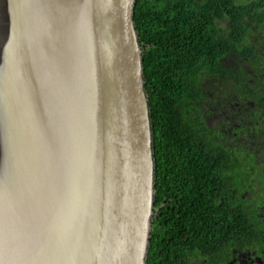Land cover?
Segmentation results:
<instances>
[{
    "label": "water",
    "instance_id": "1",
    "mask_svg": "<svg viewBox=\"0 0 264 264\" xmlns=\"http://www.w3.org/2000/svg\"><path fill=\"white\" fill-rule=\"evenodd\" d=\"M136 0H0V264H146L153 134Z\"/></svg>",
    "mask_w": 264,
    "mask_h": 264
},
{
    "label": "trees",
    "instance_id": "2",
    "mask_svg": "<svg viewBox=\"0 0 264 264\" xmlns=\"http://www.w3.org/2000/svg\"><path fill=\"white\" fill-rule=\"evenodd\" d=\"M133 20L155 161L146 264H187L234 228L263 237L250 205L264 191V0H136ZM232 161L239 196L248 185L253 195L239 198L234 225L215 194Z\"/></svg>",
    "mask_w": 264,
    "mask_h": 264
},
{
    "label": "flooded vegetation",
    "instance_id": "3",
    "mask_svg": "<svg viewBox=\"0 0 264 264\" xmlns=\"http://www.w3.org/2000/svg\"><path fill=\"white\" fill-rule=\"evenodd\" d=\"M233 142L232 146H229L233 152H235L234 148L237 146ZM264 146V144L262 145ZM236 153V152H235ZM259 158L261 152L256 151L253 152V155ZM238 164V162H237ZM231 169L225 168L223 170V174L221 175L220 182L218 183L217 188L219 189L220 194L215 193L220 196L223 204L228 210L224 213L223 218L227 221L231 220L233 225L236 224L239 218V208L237 206L239 202V198L250 197L248 185L247 189L243 190L242 194L239 196L238 188L235 186V176L234 170L236 165L234 161H232ZM238 175V173H237ZM206 179L207 175H203L201 177V181H203L201 186L203 185V189H206ZM191 182L189 183L191 186L195 187L198 182L196 178H192L189 176ZM256 189V186H254ZM264 190V185H263ZM254 191V190H253ZM264 192V191H263ZM261 190L256 189V198L253 199L251 209L256 211V215L261 217V221L263 222L262 226V234L256 237L248 238L244 233L240 234L238 229H233L231 233V237L226 239L221 243H206L204 247L201 249H197L194 257L191 258L190 262L187 264H264V193ZM253 198V195L251 196ZM187 198H189L187 196ZM249 209V211H252ZM235 230V231H234Z\"/></svg>",
    "mask_w": 264,
    "mask_h": 264
},
{
    "label": "rangeland",
    "instance_id": "4",
    "mask_svg": "<svg viewBox=\"0 0 264 264\" xmlns=\"http://www.w3.org/2000/svg\"><path fill=\"white\" fill-rule=\"evenodd\" d=\"M245 172H243V175L245 176V177H247L248 175H249V170H247V168H245ZM238 172H240L241 173V167L239 168V170H238ZM242 174V173H241Z\"/></svg>",
    "mask_w": 264,
    "mask_h": 264
}]
</instances>
